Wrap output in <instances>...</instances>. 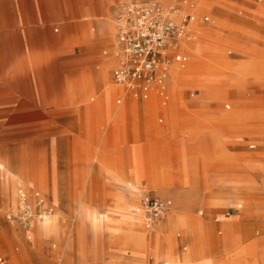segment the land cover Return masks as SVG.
<instances>
[{"label": "rangeland", "instance_id": "obj_1", "mask_svg": "<svg viewBox=\"0 0 264 264\" xmlns=\"http://www.w3.org/2000/svg\"><path fill=\"white\" fill-rule=\"evenodd\" d=\"M11 1L9 6L0 0V264H40L42 255L46 256L50 248L41 247L40 240L62 237L56 225L58 218L66 238L76 239L85 229L84 224L89 223L93 231L105 239H119L126 246L124 254L132 250L134 254L147 256L150 264L157 262L159 253L170 264L172 256L183 253H190L192 262L200 260L212 264V259L205 257L196 246L209 238L201 217L210 214L223 230L217 229L214 233V237L223 234L218 239L223 245V251L220 249L223 259L213 264H227V261L247 264L258 254L264 259V247L258 243L262 241L258 240L260 236L264 239V232L255 228L251 241L244 242V232L237 223L243 224L247 219L242 209L236 207L239 204L247 209L249 205L259 204V209L264 208V170H252L261 184L251 179L252 189H249L247 185L233 183L231 185L244 190L232 194L212 195L203 182L210 172L220 174L232 166L264 163V115L262 123L257 118L251 120L238 115L264 113V0L191 1L198 11L195 13L197 25L215 24L209 28L207 36L198 35V41L203 42L202 49L197 42L195 47L191 46L195 54L190 55L183 49L187 63L198 60L200 66L172 68L190 69L189 77L183 71L173 73L169 79L171 87L166 84V103L163 105L160 99L148 102L142 116L133 112L131 117L120 113L121 104L115 101L118 90L108 77L114 66L109 67L104 81L105 85L111 84L109 92L114 98V113L109 116L94 113L86 117L80 106L94 104L99 95L91 92H86L83 98L78 94L69 95L78 85L73 74L80 67L79 62L86 56H100L104 50L110 51V44L100 29L101 11L97 0H94L96 15L89 0H74L70 5L67 0H58L57 19L40 6L35 8L30 22L17 0ZM142 1L150 0H124L119 6L113 1L112 6L123 11L130 3ZM119 12L114 13L112 30L109 28L115 35ZM204 15H209V21H202ZM40 22L44 23L41 31L47 26L60 38L49 41L47 37H13L18 34L15 31L39 26ZM190 37H194L192 30L187 38ZM91 65L87 73L89 82L93 83L100 76V65L98 60ZM242 84L247 97L239 99L234 93L243 91ZM100 89L98 87L97 92ZM200 95L206 97L207 103H192ZM75 101L80 102L77 108H74ZM240 102H244V106H238ZM94 107L101 110L99 103ZM227 111L235 116L234 120L219 121ZM159 116L163 117L162 122L158 121ZM259 124H262L261 130L256 129ZM243 125L251 130L242 128ZM192 129L202 132L204 141L193 144L188 138V133L194 132ZM213 135L220 139V145L212 146ZM176 137L183 139L179 154L187 164L186 172L182 173L187 182L182 185L176 182L180 176H176L170 166V143ZM126 164H129L128 171H125ZM74 175L101 178L77 182ZM231 179L245 180L243 177ZM12 185L14 197L11 196ZM219 185L227 188L230 183ZM186 189L199 193L189 196L174 193ZM20 191L25 193L30 207L31 217L27 222L7 218L19 209ZM131 195L136 196L138 204L144 195L170 198V210L154 227L166 217L167 223L171 215H177L172 209L175 208L188 229H195L197 242L189 234L174 231L172 237L167 235L162 241L160 236L158 246L157 239H150L156 234L154 230L147 229L134 211L137 205H129L126 197ZM38 198L43 199L48 209L42 219L37 217L42 210L36 205ZM259 212L264 216L263 210ZM232 214L239 216L235 218ZM127 217H135L136 227L147 236L144 247L125 240L130 230L125 223ZM49 222L52 230L38 233L37 224ZM162 229L157 231H165ZM178 250L182 253H177Z\"/></svg>", "mask_w": 264, "mask_h": 264}, {"label": "crops", "instance_id": "obj_2", "mask_svg": "<svg viewBox=\"0 0 264 264\" xmlns=\"http://www.w3.org/2000/svg\"><path fill=\"white\" fill-rule=\"evenodd\" d=\"M68 1V5H70V3H72L74 0H67ZM88 1V0H87ZM115 1L119 6L122 1L124 0H97L98 3V7L101 11V31L104 34V36L106 37V40L108 41V43L110 44V51H103V54H101L100 56H96V55H89L84 57L80 62V67H78L76 69V74H73V78L77 79L78 82V87L80 86L81 88H79L81 95H79V97H85L84 94L87 92L85 90V84H89L90 80H89V74L87 72H89L90 67L92 66L91 63L95 62L96 60L99 61V70H100V74L101 75H106L107 77V72L110 66H116L117 64V57L120 53H118L117 51V44L118 46V39H117V32L115 35V31L114 33L111 32L109 30V22L113 21V15L114 13H116V11H122L120 9L116 10V7H113L112 2ZM161 1L162 4L164 6H167L170 2V0H158ZM194 3V0H191ZM4 3H7L9 6H11L12 1L11 0H3ZM16 2V1H15ZM17 2L19 3V6L22 7V13L27 17V21H29V19L31 18L30 16L35 15L36 13V7H42L44 8L43 10L49 14L53 19H57L58 18V7L60 6V3L58 0H17ZM64 2V1H63ZM90 3V8L91 10L95 13L96 15V8H95V1L94 0H89ZM121 7V6H120ZM103 11V13H102ZM196 10H194V12L196 13ZM198 12V11H197ZM209 16V15H208ZM100 22H99V27H100ZM44 23L40 22L38 25L39 26H33V27H25L23 30H19V31H15L18 34H13V37H18V38H22V39H43L45 37H47L46 39L51 41V40H57L60 38L59 35H54L49 31V28L46 26L44 29L45 31H41L42 25ZM194 24V23H192ZM190 25V30H191V26ZM198 24V23H196ZM50 34V35H49ZM52 35V36H51ZM54 35V36H53ZM191 43L192 40L190 38H184L182 40L181 46H180V51L182 53H184L183 51H187L190 55H191ZM188 44V45H187ZM121 48V47H120ZM184 49V50H183ZM185 54V53H184ZM186 55V54H185ZM190 61H188L189 63ZM187 61L181 65L177 62H173L172 65L170 66L169 70H168V77L166 80V84H169V79L170 76L173 74V69L174 67H180V68H185L188 65ZM107 68V69H106ZM113 68V69H114ZM111 70V74L109 75L108 73V77L110 79L111 82L115 84L113 77H112V71ZM183 71V70H182ZM87 77V78H86ZM169 86L171 87V85L169 84ZM237 86V85H236ZM240 86V85H239ZM242 88L243 91L241 92V94H237L236 92L234 94H236L238 96L239 99H244L245 97H247L246 93V89H245V85L242 84ZM100 87L101 89L98 90L97 92V88ZM117 92L115 95H117L116 98V103L117 104H121L123 107V111L122 113L128 114L129 117H131V114L133 112H135L137 115L142 116L143 114V110H144V105L147 104L148 102L160 99L162 101V104L164 105L166 103V99H167V89L165 92V96H159L158 94H152L148 99L146 100H137L132 98L131 96L125 94L123 92V90L117 86ZM103 88V89H102ZM111 90V84L109 85H105L104 83L101 82H97V84L95 85L94 91L91 93H96L99 96V100L97 102H95L94 104H85L83 103L80 107H82L83 113L84 115L87 117V114H105L106 116H109L113 111V104H114V98H112L111 96L109 97V99L106 98V96L104 97L103 93H107ZM84 91V92H83ZM68 94V93H67ZM70 95V93H69ZM68 96V95H67ZM72 97V96H71ZM193 97V94L190 96ZM101 98V99H100ZM93 100V98H92ZM206 97L200 95L197 98H195V100L192 103H201L203 105H205L207 103ZM131 102H134L133 104ZM74 108L79 106L78 101L74 102ZM96 103H99V105L101 106V110L97 111L94 107V105ZM57 104V102H56ZM90 106L94 107L91 111ZM226 107L230 108L229 104H225ZM55 107L57 108V106L55 105ZM225 107V108H226ZM57 110V109H55ZM187 116H192L193 113H184ZM224 115H226V113H223L220 117H219V121L221 120V122H225V121H231L234 119H231L234 117V115L230 112L229 115H233V117L230 118H223ZM242 117V116H241ZM159 122L163 121V117L159 116L158 118ZM173 128L175 129V126H173ZM242 128H245L247 130H251L249 128V126H245L243 125ZM193 130V129H192ZM194 131V130H193ZM190 136L188 137L189 140H191L193 142V144H195L197 141L201 143V141H204V139L202 138V132H192V133H188ZM210 141H212V146H218L220 145V139L215 137L214 135L212 136V138L210 139ZM169 144V142H168ZM172 145V147L169 148L170 152H171V157H172V161L170 163V166L172 167V172H174V174L176 176H180V178H177V183H179L180 185H182L184 182L186 183V179H183L182 173L186 172L187 169V164L185 163V160L182 161L180 154H179V147L182 148V144H183V139L180 137H176L173 139V143H170ZM134 146V145H132ZM254 145H251L250 147H253ZM136 147V146H135ZM137 148V147H136ZM206 148V147H205ZM204 148V151H206L207 149ZM129 164H126L125 167V171H128ZM256 166V167H255ZM264 166V163H256V164H249V166L246 165H241L239 167H229L225 169V172H220V174L217 173H213L210 172V174H206L205 178H204V184L206 185L208 192L211 193L212 195L215 194H219V193H229L232 194L234 191L230 190L229 188H226L224 186H221L219 184H233V183H241L244 185H247V187H249V189H252L251 185H249V182L252 180H254V183H258L261 184V180H257V177L255 175H253L254 172H252V170H264L261 167ZM223 173V174H222ZM71 177V175H70ZM75 177V181L77 182H91L94 180H98L101 178V176L98 175H78V176H73ZM234 177H243L246 180H234L231 178ZM254 187H256V185H254ZM248 190V189H246ZM175 194H181V195H185V196H189V195H196L197 193H199L198 190H190V189H186V190H182V191H176L174 192ZM192 193V194H190ZM201 193V191H200ZM203 195V194H202ZM212 195H209L212 196ZM205 196V195H204ZM162 197V196H159ZM162 198H168V197H162ZM170 199V198H168ZM140 203V200H139ZM136 207V206H135ZM133 207V209L135 208ZM237 208L242 209V214L243 217H245L247 220L243 222V224H239L237 223L238 220H236V223L238 224V228L242 229V231L244 232V242H250L251 238H252V232L254 231L255 228H257L261 233L264 232V216L259 215L261 212H259V210H263V209H259V204H256L255 206H250L249 208L245 209L243 208V206H240L239 204L236 205ZM255 210H254V209ZM173 211L175 212V214L177 215H181L178 210H176L175 208H172ZM170 210V209H169ZM168 210V211H169ZM172 212V210L168 213L170 214ZM182 216V215H181ZM212 214H210L208 217L206 218H202L201 220H203L204 222V230L205 232L209 233V238L207 239H203L201 240L196 246L200 247V249L204 252L205 257L211 258L212 260H210V262L213 264V262L215 263H219L222 261L223 256H222V248L223 245H220L221 243L218 241V239L223 235H221L220 237H214V233L216 232L217 229H221V227H219L220 225H217L216 222L214 220H212ZM233 217L238 218V214H232ZM141 217V216H140ZM163 218V217H162ZM185 218V217H184ZM187 219V218H186ZM167 217L165 218V220L163 222H161L160 224H158L156 227H151V228H147L150 229L151 231L154 230V232L156 233L154 237L150 236V239H157L158 242V246L161 243L162 239L165 238L167 235L172 237L174 234L172 233L171 229H167V223H166ZM188 220V219H187ZM143 221V220H142ZM37 228L36 230H38V233L42 234L44 233V231L48 232L52 230V224L48 223L47 228L44 227L45 224H37ZM56 225L58 226V228L61 231L62 237L61 238H49L47 240H40V246L41 247H50L49 248V252H47V255H42V259L40 261V264H150V259H147V256L145 255H141V254H134V252H132V250H130V254H124L123 250L124 247H126L125 245H123L119 239H105L102 235L97 234L93 231V229L91 228L90 224H84L85 229L79 234L78 233V237L76 239H70V238H66L65 237V233L64 231H62L61 227H60V222H59V218L56 220ZM145 225V224H144ZM193 225V224H192ZM225 227V225H223ZM146 227V226H145ZM159 228H164L165 231L161 232V241H160V237L159 233H158V229ZM247 231H249V234H247ZM223 232V230H222ZM133 240H131V242H133L134 244H136L138 247H144V243L147 240V236L143 235L142 236H134L132 238ZM258 240H264L262 238V236H260L258 238ZM258 242L259 245L261 247H264V242ZM221 246V247H219ZM222 251H221V250ZM48 250V249H47ZM182 253V251H179L177 253ZM161 256H163L161 253H159L158 255V260L157 262L155 261L154 264H161L160 262L163 263V259L161 258ZM255 262H259L264 264V259L261 258V255H257L256 259L251 261L249 260L247 264L250 263H255ZM227 264H231L232 261H227ZM200 264H204V261H201Z\"/></svg>", "mask_w": 264, "mask_h": 264}, {"label": "built area", "instance_id": "obj_3", "mask_svg": "<svg viewBox=\"0 0 264 264\" xmlns=\"http://www.w3.org/2000/svg\"><path fill=\"white\" fill-rule=\"evenodd\" d=\"M117 39L121 52L112 77L123 92L134 99L146 100L153 93L164 97L168 69L172 62L183 65L187 56L179 49L184 38L190 35V25L196 21L191 0H174L163 7L157 0L130 3L117 15ZM202 21H209L204 15ZM19 209L8 214V219L27 222L30 207L25 193L19 192ZM171 200L144 195L140 207L146 228L153 227L171 208ZM36 205L42 210L38 219L48 209L43 199Z\"/></svg>", "mask_w": 264, "mask_h": 264}, {"label": "bare ground", "instance_id": "obj_4", "mask_svg": "<svg viewBox=\"0 0 264 264\" xmlns=\"http://www.w3.org/2000/svg\"><path fill=\"white\" fill-rule=\"evenodd\" d=\"M151 1V0H150ZM174 0H170V2H169V4L167 5V6H164L163 4H162V2L161 1H159L161 4H162V6L163 7H168L172 2H173ZM193 4V3H192ZM195 7H196V5H194L193 4V9L195 10ZM194 24H192V26H191V30L194 32V37L192 38V37H190V39L192 40V43H191V46H194L195 44H196V42H197V45H198V47L199 48H203V42H200V41H198V40H200L199 38H198V35L199 36H207V34H208V30H209V28H211V26H215V24L213 25H210V26H199V25H197L196 23H198L197 21H194L193 22ZM217 24V23H216ZM219 24V23H218ZM112 25H111V22H109V28H111V30H112V27H111ZM118 41V40H117ZM119 43V42H118ZM119 45H120V43H119ZM188 45V44H187ZM196 45V46H197ZM120 48L121 47V45L120 46H118V44H117V48ZM195 47V46H194ZM197 49V48H196ZM121 52V48H120V50L118 51V53H120ZM193 54H195V53H193ZM192 54V52H191V55H193ZM120 55V54H119ZM119 55L118 56H116L117 57V59H118V57H119ZM195 56V55H194ZM197 56V55H196ZM197 58V57H196ZM190 61H193V60H190ZM173 63V62H172ZM172 63L170 64V66L172 65ZM202 66H204L203 64H201ZM170 66H169V68H170ZM187 66H190V68L192 67V66H200V63L198 62V60L197 61H195V62H189L188 63V65ZM186 66V67H187ZM107 69V68H106ZM201 69V68H200ZM249 69V68H248ZM169 70V69H168ZM178 71V72H177ZM179 71H181L180 69L178 70V69H173V72L172 73H175V74H179ZM187 71V72H186ZM188 71H190V69H188V70H183V72H185L186 73V77H189V72ZM182 72V71H181ZM182 72V73H183ZM87 78V77H86ZM107 79V77H106V75H101L100 74V76H99V78H98V80L96 81V82H93V83H89V84H85V90L87 91V92H93L94 91V88H95V85L97 84V82H101V83H104V81ZM233 78H230V80H232ZM109 80V79H108ZM79 88H81L80 86L78 87H76V90L73 92V91H71L70 92V96H72V94H73V96L74 95H76V94H79V95H81V93H80V90H79ZM103 89V88H102ZM84 92V91H83ZM237 94H241V92L240 91H238V93ZM103 95H104V97L106 96V98L107 99H109V97L111 96V94H110V92H105V93H103ZM112 97V96H111ZM101 99V98H100ZM232 104H233V102H232ZM235 104V103H234ZM244 104V102H240V104L238 105V106H244L243 105ZM113 107H114V104H113ZM228 108V107H227ZM239 108H243V107H237V109H239ZM91 110H92V108H91ZM122 110H123V107H122V105H121V107H120V113H122ZM240 111V110H239ZM124 112V111H123ZM226 113V115H224V117L223 118H230V117H233V115H229V113H230V111L228 112H225ZM239 116H242L243 118H249V119H251V120H255V118H257L256 120H259V121H261L260 123H262V115H264V113H262V112H250V114H238ZM236 116H237V114H236ZM238 116V117H239ZM235 117V116H234ZM113 119V118H112ZM115 119V118H114ZM234 119V118H233ZM261 119V120H260ZM239 120V119H238ZM114 122V121H113ZM260 126L258 127V128H256V129H258V130H261L262 129V127H261V125L262 124H259ZM108 127V126H107ZM261 132V131H260ZM117 142V141H116ZM256 167V166H255ZM246 180V179H245ZM12 181V183H14V181L13 180H11ZM252 181V180H251ZM12 188H11V196H13L14 197V185H12L11 186ZM227 188H229L230 190H232V191H234V192H240V191H242V190H244L242 187H240V186H233V185H228L227 186ZM127 199H128V203H129V205H132V204H136L137 206L134 208V211L135 212H137L140 216H141V218H142V220H143V222H144V213H143V211H142V209H141V207H140V203L138 204V202H137V199H136V196H134V195H131V196H127L126 197ZM254 206V205H253ZM46 212V211H45ZM45 212L40 216V218L39 219H42L43 218V216L44 215H46L45 214ZM130 212V211H129ZM137 214V215H138ZM49 219V218H48ZM53 219L50 217V219H49V221L51 222ZM49 222V223H50ZM53 223V222H52ZM108 223H111L110 221L108 222ZM126 225L130 228V230H128L129 231V234H128V238H125V240H133L132 238L134 237V236H142L143 237V235H145V234H143V231L141 230V229H138L136 226H137V219L135 218V217H127V219H126ZM191 224V223H190ZM167 229H171L172 230V233L174 232V231H180V232H183V233H185V234H189L196 242H197V236L198 235H196V233H195V229L194 228H192L193 230H189L188 229V227L186 226V224L182 221V219L180 218V217H178L177 215H171V217L168 219V221H167ZM47 226H48V223H45V225H44V227L45 228H47ZM107 227L109 226V225H106ZM53 227V226H52ZM191 226H189V228H190ZM164 229V228H163ZM162 229V230H163ZM160 231V230H159ZM45 232V231H44ZM159 233V236L158 237H160L161 235V232H158ZM192 241V240H191ZM194 241V242H195ZM186 252V251H185ZM161 258H162V256H161ZM163 259H164V257H163ZM197 259V258H196ZM169 261L171 262V264H196L195 262L197 261V264L198 263H200L201 261L200 260H196V261H191V259H190V253H183V254H176V255H174V256H172V258H170L169 259ZM162 264H170L169 262H167V261H164Z\"/></svg>", "mask_w": 264, "mask_h": 264}]
</instances>
